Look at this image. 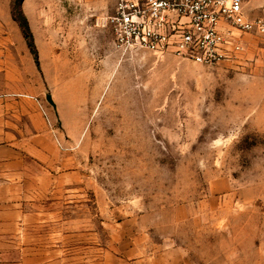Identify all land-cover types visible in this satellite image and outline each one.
<instances>
[{"label":"rangeland","instance_id":"rangeland-1","mask_svg":"<svg viewBox=\"0 0 264 264\" xmlns=\"http://www.w3.org/2000/svg\"><path fill=\"white\" fill-rule=\"evenodd\" d=\"M13 1L0 96L31 101L65 162L57 192L18 205L0 260L264 264V40L244 34L239 58L202 67L115 49L113 0H23L37 66Z\"/></svg>","mask_w":264,"mask_h":264},{"label":"built area","instance_id":"built-area-1","mask_svg":"<svg viewBox=\"0 0 264 264\" xmlns=\"http://www.w3.org/2000/svg\"><path fill=\"white\" fill-rule=\"evenodd\" d=\"M245 0H113L105 19L115 49L170 55L202 67L239 58L240 37L264 40V20L250 19Z\"/></svg>","mask_w":264,"mask_h":264},{"label":"crops","instance_id":"crops-1","mask_svg":"<svg viewBox=\"0 0 264 264\" xmlns=\"http://www.w3.org/2000/svg\"><path fill=\"white\" fill-rule=\"evenodd\" d=\"M263 3L261 0H245L244 8L250 19H261ZM4 75L7 78L6 72ZM47 137V127L28 98L13 99L0 96L2 242H10L11 236H16L14 231L18 224L16 217L18 205L32 207L33 200L43 202L45 195L58 191L55 187L61 184L63 176L61 170L65 161L64 157L55 153L50 155L48 149L41 145L42 140ZM8 261L11 263V260ZM8 261L0 260V264H9Z\"/></svg>","mask_w":264,"mask_h":264},{"label":"trees","instance_id":"trees-1","mask_svg":"<svg viewBox=\"0 0 264 264\" xmlns=\"http://www.w3.org/2000/svg\"><path fill=\"white\" fill-rule=\"evenodd\" d=\"M21 2H23V0H17L12 2L11 15L14 20L18 23L19 28L27 41L28 47L30 48L31 53L34 55L35 64L39 66L36 51L34 52V44L32 43L31 32L29 30L27 20L20 9Z\"/></svg>","mask_w":264,"mask_h":264},{"label":"water","instance_id":"water-1","mask_svg":"<svg viewBox=\"0 0 264 264\" xmlns=\"http://www.w3.org/2000/svg\"><path fill=\"white\" fill-rule=\"evenodd\" d=\"M46 101L52 106V108H53L54 110L56 109V105H55V103L53 102L51 95H47V96H46Z\"/></svg>","mask_w":264,"mask_h":264}]
</instances>
